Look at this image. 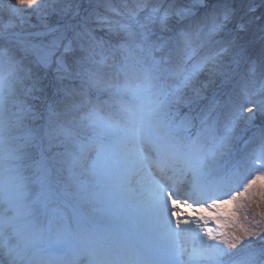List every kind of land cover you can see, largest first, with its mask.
Instances as JSON below:
<instances>
[{
    "label": "snow or ice",
    "instance_id": "1",
    "mask_svg": "<svg viewBox=\"0 0 264 264\" xmlns=\"http://www.w3.org/2000/svg\"><path fill=\"white\" fill-rule=\"evenodd\" d=\"M0 264H264V0H0Z\"/></svg>",
    "mask_w": 264,
    "mask_h": 264
},
{
    "label": "rangeland",
    "instance_id": "2",
    "mask_svg": "<svg viewBox=\"0 0 264 264\" xmlns=\"http://www.w3.org/2000/svg\"><path fill=\"white\" fill-rule=\"evenodd\" d=\"M32 23H36L35 19H33ZM260 210L258 204H250L248 206L240 208V215L243 217L244 215H248L249 218L256 215V213Z\"/></svg>",
    "mask_w": 264,
    "mask_h": 264
}]
</instances>
